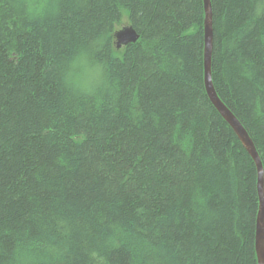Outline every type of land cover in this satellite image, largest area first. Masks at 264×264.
I'll return each mask as SVG.
<instances>
[{"label":"trees","instance_id":"16d2710c","mask_svg":"<svg viewBox=\"0 0 264 264\" xmlns=\"http://www.w3.org/2000/svg\"><path fill=\"white\" fill-rule=\"evenodd\" d=\"M211 4L214 88L264 166V0ZM204 20L203 0H0V264H257V170L207 95ZM97 40L111 87L75 96L61 66Z\"/></svg>","mask_w":264,"mask_h":264},{"label":"water","instance_id":"95a60500","mask_svg":"<svg viewBox=\"0 0 264 264\" xmlns=\"http://www.w3.org/2000/svg\"><path fill=\"white\" fill-rule=\"evenodd\" d=\"M205 10L204 20V82L207 95L220 114V116L228 123L238 140L251 156L257 170V190L259 195V209L256 219L255 228V250L257 256V264H264V166L256 146L249 136L248 132L231 112V110L221 101L213 84L212 79V52H213V11L211 0H203ZM139 35L131 26L123 27L115 34V46L117 49L127 47L136 43Z\"/></svg>","mask_w":264,"mask_h":264},{"label":"clouds","instance_id":"9594fccd","mask_svg":"<svg viewBox=\"0 0 264 264\" xmlns=\"http://www.w3.org/2000/svg\"><path fill=\"white\" fill-rule=\"evenodd\" d=\"M46 4L30 5L29 11L37 12ZM52 6L49 11H55ZM103 44L97 40L92 45L81 46L61 66L60 76L65 88L78 97H94L111 87L107 62L97 56L96 50Z\"/></svg>","mask_w":264,"mask_h":264},{"label":"bare ground","instance_id":"6f19581e","mask_svg":"<svg viewBox=\"0 0 264 264\" xmlns=\"http://www.w3.org/2000/svg\"><path fill=\"white\" fill-rule=\"evenodd\" d=\"M249 155V154H248ZM250 156V155H249ZM251 157V156H250ZM257 257V256H256Z\"/></svg>","mask_w":264,"mask_h":264}]
</instances>
